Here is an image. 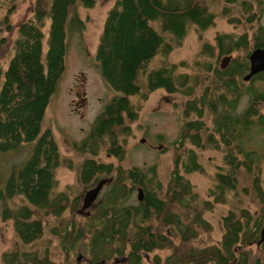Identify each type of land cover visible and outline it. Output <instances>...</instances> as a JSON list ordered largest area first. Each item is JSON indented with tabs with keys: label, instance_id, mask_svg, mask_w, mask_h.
Returning <instances> with one entry per match:
<instances>
[{
	"label": "trees",
	"instance_id": "trees-1",
	"mask_svg": "<svg viewBox=\"0 0 264 264\" xmlns=\"http://www.w3.org/2000/svg\"><path fill=\"white\" fill-rule=\"evenodd\" d=\"M97 1L28 0L13 20L16 1L9 0L0 16V159L22 156L0 176V219L13 229L0 264H77L78 257V264H264V139L260 150L249 145L254 130L264 133V88L255 82L264 72L243 79L251 49L264 47L262 1L113 0L94 56L114 94L89 134L72 142L74 162L43 118L65 69L69 26ZM219 16L234 30L203 40L192 61L170 58L190 29L201 33ZM158 89L184 98L166 181L157 161L126 164L132 124ZM163 138L157 134V142ZM204 148L223 155L207 197L188 176L204 172ZM62 165L76 170L71 195L58 189ZM103 178L102 200L79 210L83 191ZM135 182L142 198L138 189L125 205ZM217 203L227 205L220 236L205 241L213 225L204 212ZM163 249L168 254L156 253Z\"/></svg>",
	"mask_w": 264,
	"mask_h": 264
},
{
	"label": "rangeland",
	"instance_id": "rangeland-1",
	"mask_svg": "<svg viewBox=\"0 0 264 264\" xmlns=\"http://www.w3.org/2000/svg\"><path fill=\"white\" fill-rule=\"evenodd\" d=\"M8 1H0V16L4 14ZM15 1L16 9L11 14V18L18 20L26 11L25 5L28 0H24V2L22 0ZM261 1L263 8L261 22L264 25V0ZM112 2L113 0H98L92 8H84L80 11L81 17L85 18L83 22L79 21L69 26L65 69L45 109L43 127L49 126L52 129L61 153L67 158L73 159L74 162H78L80 157L75 153L72 142L80 141L89 134L96 115L114 94V90L100 75L94 56L104 15ZM233 30V25L229 24L225 17L219 16L215 26L201 33L195 29H190L182 45L175 48L170 58L174 60L184 58L192 61L198 56L199 47L203 40L212 42L216 31ZM255 82L261 89L264 88V80L263 82L258 80ZM183 100V96L168 93L163 89H158L149 96L143 103L138 121L132 124V131L127 137L126 164L138 163L142 166L145 163L157 161L161 179L167 180L172 168L174 154L171 142L180 130ZM158 133L165 137L163 141L157 142ZM251 135L252 139L249 141V145L259 150L262 149L258 144L262 145L264 133L254 130ZM259 137L260 141L254 144V141ZM28 147L23 152H26ZM11 153L2 155L3 157L0 159V176L2 179L9 173L13 165L19 164L18 162L22 157L11 155ZM199 153L204 164V172L195 171L188 176L198 193L207 197L208 188L213 182L212 176L217 169L216 164L223 163V155L221 150L213 148L200 149ZM100 156L102 159L104 156L105 159H108L104 151L101 152ZM56 178L58 189L68 190L70 195L78 189L76 170L62 165L56 170ZM131 191L124 201L125 205H131L132 199L136 196V192L131 194ZM98 199L102 200V194ZM226 209L227 205L217 203L212 209L204 212V216L210 220L213 228L210 233L202 235L203 240L214 241L220 236L221 215ZM67 214L66 212L65 215ZM12 239L13 229L10 220L3 221L0 219V256L2 251L10 245ZM199 242H201V233L199 234ZM156 253L164 256L168 254V250L163 249L156 251ZM81 262L85 263L86 260Z\"/></svg>",
	"mask_w": 264,
	"mask_h": 264
},
{
	"label": "water",
	"instance_id": "water-1",
	"mask_svg": "<svg viewBox=\"0 0 264 264\" xmlns=\"http://www.w3.org/2000/svg\"><path fill=\"white\" fill-rule=\"evenodd\" d=\"M229 60V56L222 57L220 62L221 66L224 67ZM249 60H250V70L244 74V79H249L253 74L256 72L263 70L264 71V47H255L251 49V52L249 54ZM144 140V139H142ZM105 182L104 178L100 179L93 187H90L86 189L82 196V203H81V209H85L91 205V203L96 198L97 194L100 192L103 183ZM138 198H142V190L139 188V194ZM261 239L258 241L264 239V225L262 226V229L260 231ZM80 258H77V264L79 263ZM118 261V259L116 260ZM103 261H101L102 263Z\"/></svg>",
	"mask_w": 264,
	"mask_h": 264
},
{
	"label": "flooded vegetation",
	"instance_id": "flooded-vegetation-1",
	"mask_svg": "<svg viewBox=\"0 0 264 264\" xmlns=\"http://www.w3.org/2000/svg\"><path fill=\"white\" fill-rule=\"evenodd\" d=\"M258 81H262L261 79L260 80H258ZM217 165H219V164H217ZM216 165V166H217ZM141 179V181H142V178H140ZM140 181V180H139ZM96 184V183H95ZM94 184V185H95ZM94 185H92L91 187H93ZM138 187H140V184L138 183V182H135L134 184H133V186H132V191H131V194L135 191L136 192V194L138 193ZM102 189V188H101ZM99 195H100V193H98V195H97V198L95 199V201L92 203L93 205L94 204H96V202H98L100 199H98L99 198ZM79 210H81V208L79 209Z\"/></svg>",
	"mask_w": 264,
	"mask_h": 264
},
{
	"label": "bare ground",
	"instance_id": "bare-ground-1",
	"mask_svg": "<svg viewBox=\"0 0 264 264\" xmlns=\"http://www.w3.org/2000/svg\"><path fill=\"white\" fill-rule=\"evenodd\" d=\"M229 59H230V57H229ZM248 60H249V56H248ZM228 61H229V60H228ZM227 63H228V62H227ZM249 70H250V60H249V69H248V71H249ZM260 71H263V70H260ZM260 71H258V72H260ZM258 72H256V73H258ZM263 72H264V71H263ZM256 73H255V74H256ZM253 75H254V74H253ZM253 75H252V76H253ZM252 76H251V77H252ZM251 77H250V78H251ZM250 78H249V79H250ZM243 79H244V77H243ZM249 79H245V80H249ZM97 195H98V194H97ZM96 198H97V196H96ZM96 198H95V199H96ZM95 199H94V201H95ZM94 201H93V202H94ZM93 202H92V203H93ZM92 203H91V204H92Z\"/></svg>",
	"mask_w": 264,
	"mask_h": 264
}]
</instances>
